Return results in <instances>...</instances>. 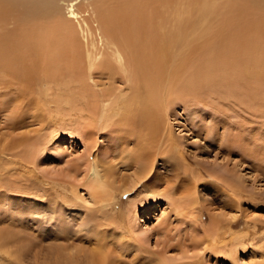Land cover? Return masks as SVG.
Wrapping results in <instances>:
<instances>
[{
    "label": "rangeland",
    "instance_id": "1",
    "mask_svg": "<svg viewBox=\"0 0 264 264\" xmlns=\"http://www.w3.org/2000/svg\"><path fill=\"white\" fill-rule=\"evenodd\" d=\"M2 86L0 264H264L263 103L212 91L174 100L175 143L157 136L154 150L165 149L131 186L135 135L94 126L82 135L64 102L58 113L54 102L17 107V89ZM92 156L110 174L104 207L84 187ZM95 252L102 261L92 262Z\"/></svg>",
    "mask_w": 264,
    "mask_h": 264
},
{
    "label": "bare ground",
    "instance_id": "2",
    "mask_svg": "<svg viewBox=\"0 0 264 264\" xmlns=\"http://www.w3.org/2000/svg\"><path fill=\"white\" fill-rule=\"evenodd\" d=\"M61 1L0 0V83L17 89V107L54 102L56 113L64 102L82 135L89 126L135 135L131 186L165 149L154 150L157 136L174 145V100L212 91L264 104V0H63L65 13ZM85 177L88 198L110 204L105 161L92 156Z\"/></svg>",
    "mask_w": 264,
    "mask_h": 264
}]
</instances>
